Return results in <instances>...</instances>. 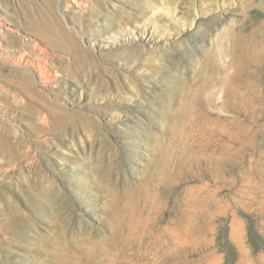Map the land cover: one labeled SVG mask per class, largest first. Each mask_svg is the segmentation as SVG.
<instances>
[{"label": "rangeland", "instance_id": "374dc122", "mask_svg": "<svg viewBox=\"0 0 264 264\" xmlns=\"http://www.w3.org/2000/svg\"><path fill=\"white\" fill-rule=\"evenodd\" d=\"M0 264H264V0H0Z\"/></svg>", "mask_w": 264, "mask_h": 264}, {"label": "bare ground", "instance_id": "6f19581e", "mask_svg": "<svg viewBox=\"0 0 264 264\" xmlns=\"http://www.w3.org/2000/svg\"><path fill=\"white\" fill-rule=\"evenodd\" d=\"M170 229V227H168Z\"/></svg>", "mask_w": 264, "mask_h": 264}]
</instances>
